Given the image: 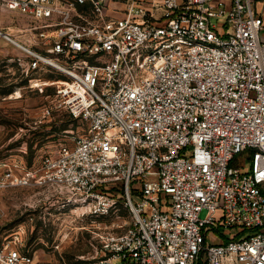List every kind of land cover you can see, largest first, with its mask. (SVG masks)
I'll return each instance as SVG.
<instances>
[{"label": "built area", "instance_id": "1", "mask_svg": "<svg viewBox=\"0 0 264 264\" xmlns=\"http://www.w3.org/2000/svg\"><path fill=\"white\" fill-rule=\"evenodd\" d=\"M124 1L2 0L25 21L5 36L26 87L54 88L40 118L81 132L38 165L7 160L0 190L48 189L92 216L124 200L132 225L107 237V264H264L261 15L253 0ZM0 263L32 256L3 245Z\"/></svg>", "mask_w": 264, "mask_h": 264}, {"label": "rangeland", "instance_id": "2", "mask_svg": "<svg viewBox=\"0 0 264 264\" xmlns=\"http://www.w3.org/2000/svg\"><path fill=\"white\" fill-rule=\"evenodd\" d=\"M124 4L121 0L120 7ZM24 22L0 0V166L20 158L29 166L38 165L42 157L55 155L81 132L68 115L40 118L46 94L54 88L40 93L26 87L29 81L23 79L15 61L21 50L5 36L20 42ZM118 201L108 214L92 216L84 207L58 201L48 189L0 190V247L11 245L30 254L31 264H107L110 254L103 247L107 237L125 233L132 225L130 210L124 200ZM207 215L203 210L200 217Z\"/></svg>", "mask_w": 264, "mask_h": 264}, {"label": "crops", "instance_id": "3", "mask_svg": "<svg viewBox=\"0 0 264 264\" xmlns=\"http://www.w3.org/2000/svg\"><path fill=\"white\" fill-rule=\"evenodd\" d=\"M253 1L257 13L260 14L263 19V29L260 32V38L264 42V0H253Z\"/></svg>", "mask_w": 264, "mask_h": 264}, {"label": "trees", "instance_id": "4", "mask_svg": "<svg viewBox=\"0 0 264 264\" xmlns=\"http://www.w3.org/2000/svg\"><path fill=\"white\" fill-rule=\"evenodd\" d=\"M104 192L107 195H109V196L110 195L111 196H118L119 194H122V190L121 189H118L116 186H113L111 188L105 189ZM199 264H205L204 261H203V259H202V256L200 257Z\"/></svg>", "mask_w": 264, "mask_h": 264}, {"label": "bare ground", "instance_id": "5", "mask_svg": "<svg viewBox=\"0 0 264 264\" xmlns=\"http://www.w3.org/2000/svg\"><path fill=\"white\" fill-rule=\"evenodd\" d=\"M15 43H17V42L15 41ZM34 82H35V84H40L41 83L40 80H34Z\"/></svg>", "mask_w": 264, "mask_h": 264}]
</instances>
